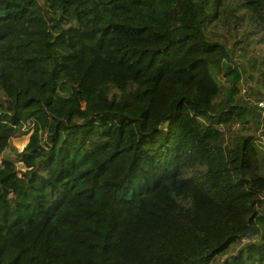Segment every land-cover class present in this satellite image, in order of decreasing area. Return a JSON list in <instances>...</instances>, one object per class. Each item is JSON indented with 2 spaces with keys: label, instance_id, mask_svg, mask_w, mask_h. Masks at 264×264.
<instances>
[{
  "label": "trees",
  "instance_id": "1",
  "mask_svg": "<svg viewBox=\"0 0 264 264\" xmlns=\"http://www.w3.org/2000/svg\"><path fill=\"white\" fill-rule=\"evenodd\" d=\"M253 22L264 0H0V264H264L260 115L219 36L248 52Z\"/></svg>",
  "mask_w": 264,
  "mask_h": 264
},
{
  "label": "rangeland",
  "instance_id": "2",
  "mask_svg": "<svg viewBox=\"0 0 264 264\" xmlns=\"http://www.w3.org/2000/svg\"><path fill=\"white\" fill-rule=\"evenodd\" d=\"M248 24H250L248 29L256 31L255 34L250 35V51L248 52L241 49L240 46H238L239 44L235 45L233 39L228 36L224 29H220L219 32L221 34L219 36L228 49L231 57L230 63L237 66L242 72L240 98L247 106H251L254 113H259L260 115L259 125L256 129H254L255 125L253 122H245L244 127H249V130L252 131L258 142L264 145V97L261 95L264 94V78L263 76L258 77V71L251 67L250 61L252 56L256 60L255 64L259 65L261 56L264 54V34L254 22ZM216 79L218 82L222 81L220 76H216ZM241 125L242 124H240L239 128ZM237 126L238 125L236 124L233 128ZM28 136L29 134H26L11 139L9 147L2 153V156L9 157L12 156L14 150H22L28 140ZM17 167L21 170L24 169V166L21 163H18ZM246 240L247 238H244L242 242H245ZM237 248L238 246L234 245L229 250V253H234Z\"/></svg>",
  "mask_w": 264,
  "mask_h": 264
},
{
  "label": "water",
  "instance_id": "3",
  "mask_svg": "<svg viewBox=\"0 0 264 264\" xmlns=\"http://www.w3.org/2000/svg\"><path fill=\"white\" fill-rule=\"evenodd\" d=\"M252 236V232L250 230V228L248 229V233H247V239H249Z\"/></svg>",
  "mask_w": 264,
  "mask_h": 264
}]
</instances>
